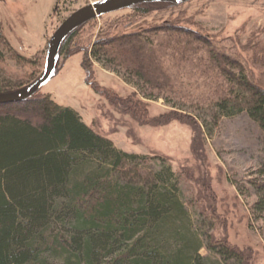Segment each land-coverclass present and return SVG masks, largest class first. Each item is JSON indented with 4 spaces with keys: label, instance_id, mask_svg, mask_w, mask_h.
Masks as SVG:
<instances>
[{
    "label": "trees",
    "instance_id": "obj_1",
    "mask_svg": "<svg viewBox=\"0 0 264 264\" xmlns=\"http://www.w3.org/2000/svg\"><path fill=\"white\" fill-rule=\"evenodd\" d=\"M178 5L136 3L101 25L83 50L87 74L98 61L133 81L130 97L112 101L139 121L162 119L148 110L159 98L208 111L209 130L223 116L246 112L264 145L262 45L226 44L185 11L149 20ZM103 15L72 30L59 55L80 51L73 45L83 41V28ZM171 109L163 119L192 118L207 132L194 114ZM181 180L169 157L118 147L51 92L1 103L0 264H249L250 253L214 234L213 206L198 209ZM254 206L263 208L264 198Z\"/></svg>",
    "mask_w": 264,
    "mask_h": 264
},
{
    "label": "rangeland",
    "instance_id": "obj_2",
    "mask_svg": "<svg viewBox=\"0 0 264 264\" xmlns=\"http://www.w3.org/2000/svg\"><path fill=\"white\" fill-rule=\"evenodd\" d=\"M91 1L0 0V90H13L33 81L44 68L55 29L73 10ZM180 11L193 13L209 36L226 44L235 39L250 50L254 40L259 41L264 55V0H189L153 12L149 20L172 19ZM128 13L121 9L88 23L79 36L83 41L73 45L80 51L68 58L60 54L55 75L41 90L75 107L88 124L112 138L118 147L169 157L181 174L187 199L196 202L198 209L213 206L217 218L214 234L229 238L250 253L249 264H264V207L254 206L264 198V145L258 124L242 112L221 117L209 130L203 119L208 111L180 103L168 105L163 98L149 101L148 108L151 117L163 115L160 121L145 120L147 115L139 121L112 101L114 97H130L137 88L133 81L98 61L89 75L83 67V50L97 37L100 26ZM32 73L37 75L30 81ZM103 88L110 92L104 94ZM171 108L194 114L207 132L204 134L192 118L163 119L170 116Z\"/></svg>",
    "mask_w": 264,
    "mask_h": 264
},
{
    "label": "water",
    "instance_id": "obj_3",
    "mask_svg": "<svg viewBox=\"0 0 264 264\" xmlns=\"http://www.w3.org/2000/svg\"><path fill=\"white\" fill-rule=\"evenodd\" d=\"M172 2L181 4L189 0H94L73 10L55 29L50 37L46 61L41 73L19 88L0 91V104L24 100L41 89L53 78L58 68V57L65 37L84 22L103 14L129 8L140 2Z\"/></svg>",
    "mask_w": 264,
    "mask_h": 264
},
{
    "label": "flooded vegetation",
    "instance_id": "obj_4",
    "mask_svg": "<svg viewBox=\"0 0 264 264\" xmlns=\"http://www.w3.org/2000/svg\"><path fill=\"white\" fill-rule=\"evenodd\" d=\"M64 19H65V18H64ZM64 19H63V20H64ZM63 20H62V21H63ZM0 28H1V25H0ZM0 31H2V30L0 29Z\"/></svg>",
    "mask_w": 264,
    "mask_h": 264
}]
</instances>
